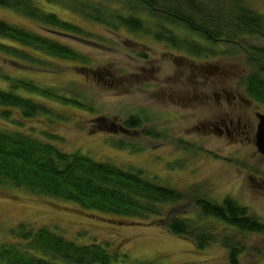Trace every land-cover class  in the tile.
Wrapping results in <instances>:
<instances>
[{
    "label": "rangeland",
    "instance_id": "1",
    "mask_svg": "<svg viewBox=\"0 0 264 264\" xmlns=\"http://www.w3.org/2000/svg\"><path fill=\"white\" fill-rule=\"evenodd\" d=\"M249 1L264 14V0ZM38 5L99 36L73 38L41 31L72 45L90 60L89 66L56 60L51 72L41 73L0 60L12 74L53 86L60 94L80 102V106H64L44 101L63 119L48 121L37 117L23 121L18 130L43 141L47 140L44 132L55 134L61 139L51 142L65 152H81L98 162L142 170L181 192L196 188L218 203L232 197L264 221V157L255 145L234 144L206 132L202 124L213 116L211 106L185 107L180 101H162V92L168 87L180 92L193 88L202 75L212 76L224 72L226 67H234L244 82L256 68L264 66L261 52L255 54L256 64L249 61L251 47L264 50V36H246L242 40L244 48L221 42L217 46L219 54L198 61L182 56L150 35L136 38L126 31L107 32L61 6L43 1ZM0 19L37 29L34 22L1 8ZM258 110L264 114L263 106ZM133 117L139 120L135 127L127 132L121 129ZM0 127L9 129L14 125L0 120ZM159 131L163 135L155 137ZM171 210L174 214L192 213L195 207L187 202ZM21 223L54 230L80 244H111V250L120 256L111 264H228L227 254L219 245L198 251L190 240L174 237L149 222L123 221L73 203L0 186V243L12 240L11 231ZM217 230L221 235L226 232L221 227ZM233 238L247 245L240 264H264L263 235L234 234Z\"/></svg>",
    "mask_w": 264,
    "mask_h": 264
},
{
    "label": "trees",
    "instance_id": "2",
    "mask_svg": "<svg viewBox=\"0 0 264 264\" xmlns=\"http://www.w3.org/2000/svg\"><path fill=\"white\" fill-rule=\"evenodd\" d=\"M39 1L70 10L107 32L126 31L136 38L150 35L198 61L219 54L221 40L244 48L246 36H264V14L249 0H0L1 9L34 22L38 29L0 19V60L41 73L51 72L56 60L83 66L91 63L72 45L41 31L73 38L99 35L41 8ZM257 52L264 54V50L250 48L253 65ZM243 83L248 96L264 106V66L256 68ZM44 101L80 106L79 101L60 94L53 86L12 74L0 64V120L14 125L0 127V186L73 203L123 221L149 222L174 237L190 240L198 251L219 245L228 264H240L248 250L234 234L264 236V221L232 197L218 203L196 188L181 192L142 170L98 162L81 152H65L51 142L61 139L55 134L44 132L48 141H43L18 130L23 121L37 117L63 119ZM138 121L133 117L127 125L135 127ZM187 202L195 207L192 213L174 214L171 210ZM218 227L226 232L221 235ZM11 235L12 240L0 243V264H111L120 257L111 244H80L54 230L26 223L19 224Z\"/></svg>",
    "mask_w": 264,
    "mask_h": 264
},
{
    "label": "flooded vegetation",
    "instance_id": "3",
    "mask_svg": "<svg viewBox=\"0 0 264 264\" xmlns=\"http://www.w3.org/2000/svg\"><path fill=\"white\" fill-rule=\"evenodd\" d=\"M219 42L227 43L224 40ZM228 44L237 46V42ZM208 75L207 77L202 75L195 87L186 88L181 92L168 87L169 89L162 92V101L175 104L180 101L185 107L195 104L211 106L214 109L213 116L202 124L206 132L216 134L220 138L230 139L234 144L248 143L256 147L259 116L264 115L258 107L262 105L248 96L244 83L239 74L234 71V67L233 70L226 67L224 72ZM203 79L206 81L204 82ZM127 123L128 121L121 127L124 131L129 129ZM158 135L162 136L163 131L156 132L154 136Z\"/></svg>",
    "mask_w": 264,
    "mask_h": 264
},
{
    "label": "water",
    "instance_id": "4",
    "mask_svg": "<svg viewBox=\"0 0 264 264\" xmlns=\"http://www.w3.org/2000/svg\"><path fill=\"white\" fill-rule=\"evenodd\" d=\"M256 147L258 152L264 156V115L259 116Z\"/></svg>",
    "mask_w": 264,
    "mask_h": 264
}]
</instances>
